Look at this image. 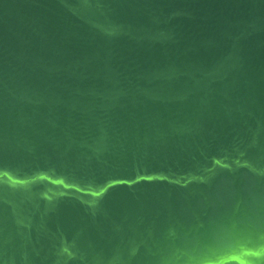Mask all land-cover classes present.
Wrapping results in <instances>:
<instances>
[{
	"label": "water",
	"instance_id": "water-1",
	"mask_svg": "<svg viewBox=\"0 0 264 264\" xmlns=\"http://www.w3.org/2000/svg\"><path fill=\"white\" fill-rule=\"evenodd\" d=\"M0 264H264V0H0Z\"/></svg>",
	"mask_w": 264,
	"mask_h": 264
}]
</instances>
